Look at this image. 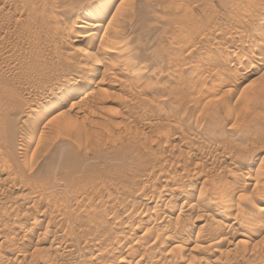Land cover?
<instances>
[{
	"label": "rangeland",
	"instance_id": "obj_1",
	"mask_svg": "<svg viewBox=\"0 0 264 264\" xmlns=\"http://www.w3.org/2000/svg\"><path fill=\"white\" fill-rule=\"evenodd\" d=\"M21 1H0V88L8 86L19 112L18 143L14 138L0 148L8 159L0 158V166L12 165L0 170V264H121L122 255L132 264H264V227H249L244 216L254 206L229 212L218 202L223 192L245 198L255 186L264 198V0H116L109 13L117 9L119 18L108 16L103 25L106 46L120 47L102 45L104 27L87 60L72 47L68 27L81 21L76 7L99 0H76L78 6L72 0L73 10L64 0L59 6L33 0L35 11ZM238 31L250 39H239ZM31 107L32 125L23 129ZM60 119L77 125L66 147L51 123ZM22 138L30 141H24L26 157L17 149ZM70 152L82 165L67 182L48 168L63 167ZM257 165L262 169L254 173ZM247 169L250 178H240ZM237 177L246 184L234 192L229 186ZM199 186L204 191L194 206L181 208L185 193ZM257 214L259 222L264 214Z\"/></svg>",
	"mask_w": 264,
	"mask_h": 264
},
{
	"label": "bare ground",
	"instance_id": "obj_2",
	"mask_svg": "<svg viewBox=\"0 0 264 264\" xmlns=\"http://www.w3.org/2000/svg\"><path fill=\"white\" fill-rule=\"evenodd\" d=\"M1 1V0H0ZM21 1V0H20ZM25 1V0H24ZM27 1H29V2H32L33 3V5L34 4H36L33 0H27ZM35 1H37V3H41V1L40 2H38V0H35ZM46 1V0H45ZM44 1V2H45ZM57 1V0H56ZM60 1V0H59ZM67 2V5H68V3L69 2H71V3H69V4H72V0L70 1V0H64V2ZM98 1V0H97ZM3 2H4V0H3ZM2 2V3H3ZM21 2H23V0L21 1ZM42 3V4H45L46 5V2L45 3ZM50 2H52V1H50ZM63 2V1H62ZM99 3L98 4H95V5H93V3H91V4H88V3H86L85 5H83L82 7H76V8H78V12H77V14H78V17H79V19H81V21L79 22H76V23H74L73 25L71 24L69 27H68V32H69V34L70 35H73V38H71V39H73V42L71 41V45H72V43H73V48H75V49H77V51H79L83 56H82V58L84 57L86 60H87V58H91V54H93V51H92V46L94 45H92V39H93V37H94V35L95 34H97L102 28H104V30H103V33L101 34L102 35V37H98L99 38V40H101V38H102V40L104 39V41H101V42H104V43H102V45L103 46H106V45H108L109 43H111V42H105V41H107V40H105L106 38H107V34H109V33H107V29H108V27H107V25L105 24V25H103L104 24V20L109 16V19H113L114 18V20H115V18L116 17H118V15L116 16V12H117V9H115L114 11H112V13H109V11L113 8V5H114V3L116 2V0H99L98 1ZM25 3V2H24ZM28 3V2H27ZM54 3H55V1H54ZM74 3H76V5L78 6V4H77V1L75 0V2ZM79 3V2H78ZM42 4H40V5H42ZM57 4H59L58 3V1L55 3V5L56 6H59V5H57ZM62 4V3H61ZM66 4V3H65ZM120 4H121V2L119 3V6H120ZM26 5V4H25ZM32 4H31V6H33ZM38 6V7H41L40 8V12L43 10H45L43 7H45V5H43V7L42 6ZM50 5V4H49ZM62 5V6H65V7H68V6H70V7H68V8H71L72 9V5ZM22 6H23V4H22ZM26 6H28V4L26 5ZM26 6H24V8H26ZM62 6H60V7H62ZM49 7V6H48ZM47 7V8H48ZM64 7V8H65ZM30 8H31V10H30ZM33 8H34V11H35V5L33 6ZM63 8V7H62ZM75 8V9H76ZM117 8H119L118 7V5H117ZM121 8V7H120ZM122 8H124V7H122ZM122 8H121V10H122ZM38 9V8H37ZM50 10H51V8H50ZM49 10V11H50ZM73 10V9H72ZM119 10V9H118ZM32 12L33 11V9H32V7H30L29 6V11L28 12ZM46 11V10H45ZM44 11V12H45ZM30 12V13H31ZM53 12V11H52ZM124 12V11H123ZM41 13H43V12H41ZM41 13H39L38 15H40ZM49 13L50 12H48L47 11V14L49 15ZM119 13V16H120V12H118ZM35 14V12H33V15ZM46 14V13H45ZM46 14V15H47ZM55 14V13H54ZM69 14L71 15V12L69 11ZM122 15V14H121ZM41 16H42V14H41ZM51 16H53V15H51ZM50 16V17H51ZM55 16V15H54ZM44 17V16H43ZM49 17V16H48ZM47 17V18H48ZM46 18V17H45ZM119 18V17H118ZM54 19V18H53ZM77 19V18H76ZM237 19V18H236ZM236 19H235V21H236ZM75 20V19H74ZM238 20V19H237ZM48 22V21H47ZM72 22V21H71ZM241 22V20H238V23H240ZM236 23H237V21H236ZM59 27V26H58ZM61 27V26H60ZM60 29V28H59ZM102 31V30H101ZM100 31V32H101ZM108 31H110V30H108ZM249 31V30H248ZM247 31V32H248ZM67 32V33H68ZM120 32V31H119ZM250 32V31H249ZM121 33V32H120ZM120 33H119V35H116L115 37H120L121 35H120ZM246 33V31L245 32H243V31H238L237 33H236V37H238L239 39L240 38H242V37H246L247 39H250V35L251 34H245ZM122 34V33H121ZM225 34V33H224ZM100 35V36H101ZM110 35V34H109ZM108 35V36H109ZM123 35V34H122ZM126 34L124 33V35H123V37L125 36ZM246 35V36H245ZM106 36V37H105ZM228 36V38L230 39V41H231V34H230V37H229V34L227 35ZM227 36H225L224 35V37H220V41L222 42V41H224L225 39H226V37ZM122 37V38H123ZM127 37V36H126ZM255 37V36H254ZM96 38V37H95ZM234 38V37H233ZM245 38V39H246ZM256 38V37H255ZM107 39H109V38H107ZM116 39V38H115ZM119 39V38H118ZM244 39V40H245ZM246 39V40H247ZM98 40V39H97ZM120 40V39H119ZM243 40V39H242ZM241 40V41H242ZM219 41V42H220ZM227 41H229V40H227ZM255 41H258L259 42V40H255ZM98 43V46H99V48L96 46V48H98V49H100V47H102L103 49H105L103 46H101V42H99V41H97ZM115 42V41H114ZM129 42V41H128ZM83 44L82 46H80L81 44ZM100 43V44H99ZM118 43V42H117ZM225 43V42H224ZM223 43V44H224ZM230 43V42H229ZM228 43V44H229ZM253 43H255V42H252L251 43V40H250V44L249 45H251V44H253ZM262 43H264V42H262ZM130 44V43H129ZM258 44V43H257ZM257 44H253V45H257ZM71 45H70V47H71ZM110 45V44H109ZM230 45V44H229ZM253 45H251L252 47H253ZM133 46V45H132ZM131 46V47H132ZM225 46V45H224ZM230 46H232V45H230ZM107 47H112V48H114V49H117L118 47H120V46H118L117 44H116V42L115 43H113L111 46H106V48ZM250 47V46H249ZM255 47H257V46H255ZM95 48V49H96ZM227 48H229V46L227 47ZM130 49H132V48H130ZM129 49V50H130ZM225 50V52L224 53H226V52H228L229 50L230 51H232L231 49H229L228 51H227V49H226V47H223L222 48V50ZM246 49V48H245ZM254 49V48H253ZM257 49V48H256ZM74 50V49H73ZM241 50V49H240ZM243 50V49H242ZM241 50V51H242ZM248 50H249V48H248ZM255 50V49H254ZM98 51V50H97ZM99 51H102V50H99ZM98 51V52H99ZM126 51H128V50H126ZM132 51V50H131ZM233 51H234V49H233ZM241 51H240V53H241ZM236 52V51H235ZM243 52H244V50H243ZM263 53H261L263 56V60H264V51H262ZM79 53V54H80ZM95 53H97V52H95ZM94 53V54H95ZM223 53V54H224ZM228 53H230V52H228ZM93 54V55H94ZM231 54V53H230ZM236 54L237 55H239V53L238 52H236ZM235 53H234V55L233 56H235L236 55ZM92 55V56H93ZM225 55V54H224ZM232 55V54H231ZM227 56V55H226ZM229 56V55H228ZM227 56V57H228ZM89 58V59H90ZM228 58H231L230 56L228 57ZM85 59H83V61L85 60ZM88 59V60H89ZM259 59H261V58H259ZM85 60V61H86ZM125 60H127V59H125ZM84 61V62H85ZM87 62V61H86ZM263 63V62H262ZM95 70H93V71H90V73H91V75H94L95 73ZM136 73H137V71H135ZM135 72H133V75H134V73ZM236 74H238L239 75V73L238 72H236ZM244 74V73H243ZM243 74H241L240 73V75H239V77L240 78H242L243 77ZM245 75V74H244ZM135 76V75H134ZM138 76H139V73H138ZM138 76H136V77H138ZM142 77V76H141ZM61 80V79H60ZM59 80V81H60ZM68 80V79H67ZM4 83V82H3ZM81 84L79 83V82H75L74 84H73V89L74 90H76V91H81V88H79V86H80ZM129 85V84H128ZM57 86V85H56ZM61 89L60 90H64L65 89V87L67 86V81H65V79L63 80V78H62V81H61ZM8 86H6V88H7ZM59 87V86H58ZM82 87V86H81ZM3 89V88H0V148H4V146L6 147V143L5 142H11V140L12 139H14L15 138V134H17V133H15L16 132V120H17V116H19V115H17V114H19V112H18V110H17V101H16V99H15V96H14V94L13 93H11V92H9L8 93V91H7V89ZM13 89V88H12ZM11 89V90H12ZM13 91H15V90H13ZM75 91V92H76ZM51 92V91H50ZM18 93V92H17ZM49 93V92H48ZM44 94V93H43ZM55 94V93H54ZM18 95H20V93L18 94ZM41 95V94H40ZM59 95V94H58ZM65 95V92L64 91H62L61 92V94H60V96H64ZM77 95V94H76ZM22 96V95H21ZM20 96V97H21ZM47 97H49L50 99L51 98H53L54 97V95H53V92L52 93H50L49 95H46ZM78 96V95H77ZM23 97V96H22ZM39 97V96H38ZM42 97V96H41ZM45 97V96H44ZM125 97V96H124ZM124 97H122V98H124ZM72 98H76V96H74V97H72ZM25 99V98H24ZM38 99H41V98H38ZM45 99H47V98H45ZM262 99H263V97H262ZM43 100V99H42ZM25 101V100H24ZM78 101V100H77ZM260 101V100H259ZM262 101H264V100H262ZM19 102V101H18ZM39 102V101H38ZM82 102V101H81ZM74 105H78V104H75V103H77V102H72ZM255 103H258V102H255ZM262 103V102H261ZM264 103V102H263ZM262 103V104H263ZM37 104V103H36ZM72 104V105H73ZM33 105H35V104H33ZM38 105V104H37ZM257 105V104H256ZM261 105V104H260ZM253 106V105H252ZM257 106H259V103H258V105ZM257 106L256 107H254V108H257ZM262 106H264V104L263 105H261V106H259L260 108H263ZM72 108V107H71ZM33 110H35V109H33V107H31L30 108V112L27 114L26 113V116H24L23 118H22V120L23 121H21L22 123L20 124V126L23 124V125H27V126H30V125H32V124H30L31 123V114H32V111ZM81 110H82V108H81ZM79 112H80V110H79ZM250 113H251V111H249ZM248 112V113H249ZM22 113V112H21ZM33 113H34V111H33ZM249 113V114H250ZM24 114V113H23ZM17 115V116H16ZM34 117V116H33ZM34 119H36V121H37V118H32V121L34 120ZM42 121V120H41ZM48 121H50V120H48ZM35 122V121H34ZM47 123H50V122H47ZM52 124L53 123H55V124H53L52 125V127H54L55 128V132H57V135H58V137L60 138V136L61 137H64L66 140L63 142V147H66L67 146V144H68V141L67 140H69V139H67V136L71 133V131L72 130H74L76 127H77V125L75 124V123H73L72 121H66V120H62V119H60V120H57L56 122L54 121V122H51ZM50 123V124H51ZM42 124H46V122L45 123H42ZM23 125H22V128H23ZM34 125V124H33ZM40 125V124H39ZM56 125V126H55ZM21 128V129H22ZM24 128H26V126L24 127ZM23 128V129H24ZM32 128V126L29 128V129H31ZM40 128V127H39ZM19 129V128H18ZM35 129V128H34ZM34 129H32V130H34ZM38 130V129H37ZM19 131H21L20 129H19ZM34 131H36V129L34 130ZM34 131H32L33 133H34ZM40 131V130H39ZM37 132V131H36ZM54 132V133H55ZM36 134V133H35ZM35 134H34V136H35ZM18 135H20L19 134V132H18ZM33 136V135H32ZM32 136H31V138H32ZM21 137H23V136H21ZM20 137V138H21ZM30 138V140H32ZM73 138V137H72ZM34 139V138H33ZM10 140V141H9ZM18 140V139H17ZM17 140H16V138H15V141L17 142ZM26 141H28V143L30 142L29 141V139L27 140V139H25ZM24 140V141H25ZM24 141H23V138H22V140H21V143H20V145H18V147H17V149H18V151H19V155H23V157H26L27 155V153H28V151H26V147H28V146H25L24 144ZM78 142L77 143H79V140H77ZM20 142V141H19ZM15 143V142H14ZM18 143V142H17ZM27 143V142H26ZM30 144V143H29ZM15 145V144H14ZM10 147H7L9 150L8 151H10V153H11V148H12V146H13V144H12V146L11 145H9ZM51 146V145H50ZM14 147V146H13ZM58 147V146H57ZM15 148H16V146H15ZM15 148H14V150H15ZM35 148V147H34ZM28 149H30L29 147H28ZM58 149L59 148H57L56 150H55V153L58 151ZM62 150H63V148H61ZM0 150H2V149H0ZM16 151V150H15ZM33 151H35V149H33ZM32 151V153H33V155H34V152ZM37 151V150H36ZM3 152V151H2ZM26 152V154H24ZM4 153L6 154V151H4ZM15 153V152H14ZM1 154V153H0ZM3 154V153H2ZM11 154H13V153H11ZM16 155V154H15ZM18 155V154H17ZM25 155V156H24ZM32 155V154H31ZM6 156V155H5ZM11 156V155H10ZM9 156V157H10ZM13 156H14V154H13ZM3 157V156H2ZM2 157H0V158H2ZM7 157H8V155H7ZM8 157V158H9ZM15 157V156H14ZM6 158V157H5ZM5 158H2V160H4ZM13 158V157H12ZM16 158V157H15ZM31 158H33V156H31ZM30 158V160H31V163H32V159ZM1 160V159H0ZM1 160V161H2ZM6 160V159H5ZM7 161V163H8V159L6 160ZM13 161H15V162H13V164L15 163L16 164V162H18L19 160H15V159H13ZM5 162V161H4ZM3 162V163H4ZM28 162H30L29 160H28ZM22 162H20V164H21ZM1 164H2V162H1ZM4 164H6V162L4 163ZM11 164V163H10ZM9 164V165H10ZM14 164V166H16ZM19 164V163H18ZM19 164V165H20ZM260 164V163H259ZM19 165H18V167H19ZM24 165V164H23ZM23 165L22 166H20V169H21V167H23ZM81 165H82V161H81V159L79 158V156L76 154V153H72V152H70V153H67L66 155H65V157H64V166L63 167H61V168H59V169H55L54 167H49L48 168V170L50 171V172H52L53 173V175H56V171L57 170H59V173L62 175V177H63V180H65V181H67V182H72V172L74 171V170H76V169H79L80 167H81ZM249 165V164H248ZM1 166H3V164L1 165ZM0 166V167H1ZM5 166V165H4ZM1 167V171H3L2 170V168H4V170L5 169H12V165H11V168H9L7 165V167L5 166V167ZM13 166V167H14ZM25 166H27V165H25ZM256 166V165H255ZM258 166V165H257ZM246 167H248V166H246ZM245 167V168H246ZM15 168V167H14ZM17 168V167H16ZM249 168V167H248ZM261 169H262V167H260V166H258V167H256L255 168V170H254V173H257V172H259V171H261ZM22 170V169H21ZM21 170H19L20 172H21ZM24 170V169H23ZM8 171V170H7ZM6 171V172H7ZM17 171H18V169H17ZM11 172H13V170L11 171ZM23 172V171H22ZM21 172V173H22ZM9 173L10 172H8V175L7 176H9ZM16 172H15V170H14V173H12L13 175L11 176L10 175V178L11 179H13V180H17V179H15V178H17V177H15V178H13V176H15L14 174H15ZM19 173V172H18ZM241 173V172H240ZM253 173V174H254ZM3 174V173H2ZM11 174V173H10ZM234 174V173H233ZM35 175V174H34ZM239 175H242V173L241 174H239ZM252 175V171H251V169H247V170H244L243 171V175H242V177H240V178H242L243 179V176L245 177V176H247L246 178H250V176ZM23 176V175H22ZM237 176V175H236ZM254 176V175H253ZM35 177V176H34ZM239 177V176H238ZM237 177V178H238ZM9 178V177H8ZM7 178V179H8ZM9 178V179H10ZM234 178V177H233ZM237 178H235L236 180H237ZM240 178H238V180H240ZM256 178V177H255ZM19 179V181H21V178H18ZM252 179H253V177H252ZM252 179H250L251 181H252ZM24 180V179H23ZM23 180L21 181L22 183H24L23 182ZM50 180V177L48 178V179H46L45 181H43L42 182V184H44V182H50L49 181ZM236 180H234V183H235V181ZM14 181V182H15ZM18 182V181H17ZM21 182H19V183H21ZM231 184H233L232 182H233V180H232V182L231 181H229ZM229 182H226L227 184L229 183ZM237 182V181H236ZM13 183V182H12ZM36 183H38V182H36ZM40 183V182H39ZM226 183H222L223 185L224 184H226ZM229 183V185H231ZM14 184V183H13ZM245 184H246V179H244V180H240L239 182H237V184H233V186L231 185V186H229V188L231 189L232 187H233V191L234 192H237V191H240L241 190V188H243L244 186H245ZM10 185V184H9ZM26 185V184H25ZM40 185V184H39ZM221 185V184H220ZM253 185H255V183L253 184ZM258 185V184H257ZM35 187L37 186V185H34ZM216 186V185H215ZM214 186V187H215ZM226 186V185H225ZM261 185H259V187H260ZM19 187V186H18ZM38 187V186H37ZM218 186H216V188H217ZM175 188V187H174ZM178 188V187H177ZM225 188V187H224ZM228 188V187H227ZM176 189V188H175ZM226 189V188H225ZM225 189L223 190V191H225ZM240 189V190H239ZM256 189H259L258 188V186L256 187L255 186V188L253 187V192H252V194L250 193V195H248V196H246L245 198H242V196H239V197H236V198H233V197H231V195L229 196V195H226L225 194V192H223L222 193V195H220V201H218V202H220V204H221V206H225V208H226V206H227V211H229L230 209H232V207L235 205V206H237L238 207V209L240 208V209H243V208H241V206L243 207V203L244 204H246V205H248V204H250V205H253L254 206V208H255V210L256 211H252V213L249 211H246V215H244V216H246V218L248 219H246L248 222H251L248 226L249 227H251L250 225L251 224H253L254 223V227H255V225L258 223V229L260 228V229H262L263 227H264V225H262L261 227H259V222H261V219L262 218H264V216L263 217H260V221L258 222V220H256V216H258L259 214H257L258 212H261V211H263V214H264V198H262V197H259V195H258V192L256 191ZM177 190V189H176ZM248 190V189H247ZM178 191V190H177ZM180 191V190H179ZM178 191V192H179ZM204 191V189H203V187L202 186H199V187H193V188H191L189 191H187L186 193H185V199H184V201L183 202H181L182 204V206H181V208L184 206H187L186 208H188V207H192V206H194L193 204H195L196 202H194V197L196 196V195H198V194H201L202 192ZM229 190H227V192H228ZM244 191V190H243ZM245 191H246V189H245ZM226 192V193H227ZM229 192H232V191H229ZM228 192V193H229ZM257 192V193H256ZM175 193V192H174ZM179 193H181V192H179ZM233 193V192H232ZM240 193V192H239ZM221 194V193H220ZM230 194V193H229ZM235 194V193H234ZM243 194H245V193H243ZM249 194V193H248ZM176 195V194H175ZM209 195V194H208ZM40 196V195H39ZM42 196V195H41ZM174 196V195H173ZM172 195H170V198H169V200L168 201H171L172 200V197H173ZM45 197V199H46V197H47V199H49L48 197L49 196H44ZM176 197V196H175ZM201 197V196H200ZM216 197V196H215ZM27 198V197H26ZM42 198V197H41ZM152 198V197H151ZM196 198V197H195ZM29 198H27V200H28ZM32 199H34V198H32ZM43 199V198H42ZM31 200V199H30ZM29 201V200H28ZM37 202H39L38 200H36ZM32 202V201H31ZM37 202H34L33 201V205H34V203H37ZM170 203H172V201L170 202ZM170 203H168V204H170ZM255 203L256 204H258L257 206L255 205ZM172 205V204H171ZM171 205H169V206H171ZM215 205H217V204H215ZM196 206V205H195ZM183 207V208H184ZM94 208V207H93ZM95 208H96V206H95ZM194 208H196V207H194ZM219 208H221V207H219ZM31 209H32V207H31ZM30 209V210H31ZM233 209H234V207H233ZM28 210V209H27ZM95 210V209H94ZM218 210V209H217ZM221 210V209H220ZM92 211V210H91ZM90 211V212H91ZM224 211H225V209H224ZM232 211V210H231ZM230 212V211H229ZM233 212V211H232ZM92 213H93V211L89 214V215H92ZM40 214V213H39ZM229 214H231V213H229ZM228 214V215H229ZM88 215V214H87ZM88 215V216H89ZM74 217V216H73ZM93 217V216H92ZM75 218V217H74ZM73 218V219H74ZM34 219H35V217H34ZM34 219H32V220H34ZM77 219H79V218H77ZM244 219V218H243ZM91 220V219H90ZM35 221H36V219H35ZM246 221V222H247ZM254 221V222H253ZM37 222H38V220H37ZM91 222H93L92 220H91ZM243 222H245V220H243ZM31 223H33V226H34V224H36V222L34 223L33 221H31ZM208 222H206L205 224H207ZM263 223V222H262ZM169 224H171V223H169ZM246 225H243V226H247V223H245ZM261 224V223H260ZM264 224V223H263ZM37 225H39V224H37ZM36 225V226H37ZM202 226H204V224H202L200 227L202 228ZM242 225H241V228L243 227ZM247 226V227H248ZM205 227H206V225H205ZM257 227V226H256ZM31 228H33L32 226H31ZM35 228V227H34ZM252 228V227H251ZM251 228H250V231H252L251 230ZM36 229H38L37 227H36ZM186 229H188V228H186ZM213 229V228H212ZM215 229H217V228H215ZM244 229H246L245 227H244ZM247 229H249V228H247ZM255 229V228H254ZM30 230V229H29ZM34 230V229H33ZM32 230V231H33ZM48 230H50L49 228H48ZM48 230H47V228H46V230H45V232L47 231L48 232ZM162 230V229H161ZM165 230V229H164ZM36 231V230H35ZM247 231V230H246ZM260 231V230H259ZM31 232V231H30ZM46 232V234H48ZM53 232V231H52ZM51 232V233H52ZM161 232V231H160ZM163 232V231H162ZM161 232V233H162ZM173 232H174V230H173ZM185 232H186V230H185ZM253 232V231H252ZM255 232H257L256 230H255ZM254 232V233H255ZM49 233H50V231H49ZM187 233V232H186ZM185 233V234H186ZM247 233V232H246ZM246 233L244 232V233H241V236L243 237V236H247L246 235ZM30 234H32V232L30 233ZM190 235H192L191 233H189ZM32 235H34V234H32ZM58 235V234H57ZM186 235H188V234H186ZM190 235H188V236H190ZM35 236H36V234H35ZM50 236H51V234H50ZM60 236V235H59ZM187 236V237H188ZM68 237V236H67ZM96 237V236H95ZM157 237H159V236H157ZM186 237V238H187ZM53 238V237H52ZM61 238V237H60ZM128 238V237H127ZM156 238V237H155ZM160 238V237H159ZM162 238V237H161ZM190 238V237H189ZM158 239V238H157ZM184 239V238H183ZM191 239V238H190ZM201 239V238H200ZM156 240V239H155ZM155 240H154V243H156L155 242ZM26 241H28V240H26ZM42 241H43V238H42ZM65 241V240H64ZM63 241V242H64ZM139 241V240H138ZM137 241V242H138ZM157 241V240H156ZM182 241V240H181ZM124 242V241H123ZM141 242V241H140ZM185 242H187V241H185V240H183L181 243H185ZM214 242H219L217 239L214 241ZM61 243V242H60ZM181 243H178V245H176V246H178V247H180L181 246ZM78 244H79V242H78ZM59 246V245H58ZM57 246V247H58ZM70 246V245H69ZM52 249H53V247H52ZM55 250H56V248H54ZM58 249H60V248H58ZM72 249V248H71ZM55 250H52L53 252H55ZM108 250V249H107ZM51 251V252H52ZM59 251V250H58ZM104 251H106V249L104 250ZM57 252V251H56ZM107 252V251H106ZM67 253V252H66ZM101 253V252H100ZM107 253H109V252H107ZM99 254V253H98ZM110 254H112V253H110ZM36 255V254H35ZM46 256H48L49 257V255L47 254ZM45 256V257H46ZM123 256V257H122ZM121 256V259L119 258V260H120V263L121 264H130L131 262V260H130V258H128V256L126 257V256H124V255H122ZM39 258H40V256H38ZM42 257H44V256H41V258L39 259V260H42ZM50 258V257H49ZM45 259V258H44ZM52 259V258H51ZM132 259V258H131ZM46 260H48V258L46 257ZM50 260V259H49ZM53 260V259H52ZM52 260H50L49 261V263H52L53 264V262H52ZM133 260V259H132ZM55 264V263H54ZM132 264V263H131Z\"/></svg>",
	"mask_w": 264,
	"mask_h": 264
}]
</instances>
